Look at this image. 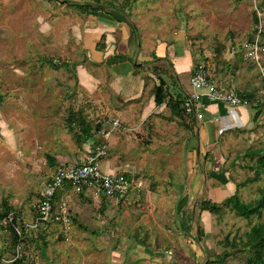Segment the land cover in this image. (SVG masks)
<instances>
[{
    "label": "rangeland",
    "instance_id": "rangeland-1",
    "mask_svg": "<svg viewBox=\"0 0 264 264\" xmlns=\"http://www.w3.org/2000/svg\"><path fill=\"white\" fill-rule=\"evenodd\" d=\"M66 1L0 0V208L3 202L13 206L19 228L23 221L32 223L48 179L82 161L97 141L106 149L100 159L102 171V160L113 157L115 173L135 176L141 192L137 202L129 204L76 185L65 189L57 202L67 210L64 220L22 230L16 243L9 229L0 227V264H11L17 248L24 264H122L132 254L138 256L132 264H247L246 234L264 220V212L246 219L226 205L216 213L200 207L205 200L221 205L233 194L242 202L260 197L264 190V173L256 169L257 157L264 154L260 107L242 128L221 123L207 146L196 137V126L200 130L204 126L202 118H195V123L192 114H173L166 104L168 96L140 122L141 129L127 126L136 142L129 157L120 148L128 137L121 135L122 126L106 141L103 133L112 118L131 124L150 95L154 98L159 76L168 95L186 91L185 83L168 80L172 67L167 58H157L169 55L168 46L176 53L187 50L189 76L203 66L214 84L258 96L257 72L240 47L254 37L258 21L264 41V0H74L104 6L97 15L82 13ZM116 9L127 22L108 14L120 15ZM105 20H113L109 23L114 32ZM122 24L139 44L136 58L126 59L129 53H121L127 44L120 34ZM107 33L113 34L109 42ZM111 48L113 53L108 54ZM117 54L125 56L120 63L133 59L143 63L137 71L147 85L141 97L133 99L132 93L117 103L113 99L111 65L119 62L109 60ZM89 73L96 78L92 84L85 78ZM77 111L91 125L101 126L82 141L75 138V133L81 134L73 117ZM112 139L115 143L110 145ZM133 155L137 168L130 164ZM191 163L198 165L200 183L204 181V190L194 195L185 180ZM176 176H181L177 180L184 188L176 186ZM164 180L172 184L166 183V190L173 186L177 191L175 196L167 194L173 200L155 201L154 209H146L150 185L155 188Z\"/></svg>",
    "mask_w": 264,
    "mask_h": 264
},
{
    "label": "built area",
    "instance_id": "built-area-1",
    "mask_svg": "<svg viewBox=\"0 0 264 264\" xmlns=\"http://www.w3.org/2000/svg\"><path fill=\"white\" fill-rule=\"evenodd\" d=\"M255 29L254 37L244 42L240 50L243 58L257 72L261 85L259 95L254 98L242 97L238 92L218 86L207 76L203 66H198L189 77L191 91L184 93L183 101L186 111L192 114L194 118H202V113L199 109L202 106V98H206L211 102L225 103L230 108L250 106L256 109L260 107L264 112V41L261 33V21L255 24ZM215 120L218 121V118ZM107 124L109 128L103 133L105 141L113 130L121 127L118 118L110 119ZM105 151L104 143L96 144L87 152L82 161L55 171L48 179L42 197L38 201L36 218L32 223L23 221L21 225L22 229L26 232L37 228L40 222L48 223L66 218L67 210L65 207L61 206L58 212H54L51 205V199L55 191L62 189L65 182H70L77 187L87 188L96 196L102 195L115 201L125 199L132 189L138 190L141 184L135 176L102 171L100 159L103 157ZM14 218V214L9 213L3 222H12ZM14 229L18 235H21V228L14 225ZM17 258H20L19 248H17L16 255L11 261Z\"/></svg>",
    "mask_w": 264,
    "mask_h": 264
},
{
    "label": "crops",
    "instance_id": "crops-1",
    "mask_svg": "<svg viewBox=\"0 0 264 264\" xmlns=\"http://www.w3.org/2000/svg\"><path fill=\"white\" fill-rule=\"evenodd\" d=\"M120 20L125 21V19H120ZM105 21H107V23L110 24L109 22H111L113 20H105ZM125 22H127V21H125ZM111 26H113V25H111ZM111 26L108 27V29L110 31L113 30V32H114L115 28H114V26L111 28ZM119 29H120L121 36L126 37V39H127V44H125V46H124L125 49L121 48V53L122 54L129 53V56H131V58H136V56H134V53H135L136 48L139 47V44H135L136 37L134 36V33L129 29L126 30L125 27L123 26V24L120 25ZM107 35H108V42H109L111 37H113V34L107 33ZM176 45H178V44H174V46H176ZM173 48L174 47L172 46V48L169 49V46H168V52H169L168 54L169 55H167V53H166L163 56H161V55L159 56L156 54V52H154V53L158 56L157 57L158 59L166 57L168 62L171 64L172 74L168 77V80H171L174 84L178 83L179 85L181 83H185L186 85L182 84L186 90L184 92L185 93L190 92L191 87L189 85V79H187V78L190 77L189 71H190L191 65H189V63L185 59L187 50L186 49H180L178 51V53H176L175 49H173ZM112 51H113V48H111L109 50L108 54L113 53ZM165 52H166V50H165ZM112 55H114V54H112ZM148 64H149L148 66H152L151 63H148ZM177 66H178V68H177ZM111 67L114 70L113 73L111 72V74H113V77H114L113 80L114 81H113V87L110 86V91H112V93H114L113 99L115 100V102L120 100V99L122 100L124 98V96H126V97L130 96V94H132V93L134 94L133 96L135 98L132 95L130 97H133V99H137L138 97H141V94L143 93V91L145 90L147 85H146L145 79L142 78V76L140 74L138 75L137 71L142 70L143 63H141L139 61L136 62L135 59H133L132 61H124L121 63L119 62V63L113 64V65H111ZM115 71L121 72L122 75H118ZM128 74H130V75H128ZM135 74H137V75H135ZM87 77H88L89 81L91 82V84H92L93 80H96L94 75H92L90 73H89V75L88 74L85 75V78H87ZM175 87H177V86L174 85V88ZM201 103H202V106L199 109H200V112L202 113L203 122H201V123L204 124V126H203L202 130H200L199 126L198 127L196 126V129H197L196 137L199 138V140L201 141V144L202 145L205 144V146H207L209 144V142H210L209 140L211 138L214 139L215 136H217V134L220 131V127H221L220 124L221 123H223L225 126H231V127L234 126L235 124H237L236 127H233L235 129H237V128H242V127L246 126L250 121L252 122L253 117L256 116L255 109L250 107V106H248V108H246V106H239L236 108H230L226 105L212 103L209 100H207L206 98H202ZM163 104L164 103H162L161 105H163ZM154 107H157V106L154 103L153 96L150 95L148 103L140 111H138L135 114V116L131 120V124H130V122H127L128 124H125V125L122 124L121 125L122 126L121 128H123L121 131V135L126 136V137L128 136V137L126 138V140L122 141V145L120 146V148H121V151L123 153L128 154V157L130 155V151H132V152L135 151L134 147L136 146V142L134 141V134L131 135L128 132L132 128L133 129H138V128L141 129L140 128V126H141L140 122L146 121L148 116L150 114H152V112L156 111V110L152 111L154 109ZM216 118H218V121L215 120ZM130 119H127L126 121H129ZM194 122H195V120H194ZM127 126H131L132 128H127ZM127 130H129V131L126 132ZM114 141H115V139L114 140L112 139L110 141V145H112V143L114 144L115 143ZM128 144H129V146H128ZM127 146H128V148H127ZM199 146H200V144H199ZM198 151H199V149H197L196 152H198ZM189 157H191V156H189ZM125 162H127V161H123V163H125ZM102 163L104 164V169H103L104 172L115 173L114 168H115L116 163H115V159L113 157H111V156L106 157L104 160H102ZM130 164H132V167L137 168L136 156H134V155L132 156V159H130ZM130 164H127V168L130 166ZM196 167H198V165H196V164L193 165L191 163V166H189V170L185 176L186 185H187V183L192 184V187H191L192 190L190 189V191H191L190 195L198 194L199 192L204 190L203 189L204 186H202V184H204V181L202 183H200L202 174L196 172V170H197ZM178 177H181V176H176L175 179L177 180ZM166 179L169 180L170 178L167 176L165 178V180ZM165 180L160 183L161 184L160 186L155 185V188H152L153 186L150 185V187L146 193V200H147V204H145L146 209H148V210L154 209L153 204L155 203V201L158 202L160 200L165 199V202H169L170 200H173V199H170L169 195H167V194L172 193L171 196H175L177 191L173 188V186H170L166 190L165 184L166 183L170 184V185H172V184H171V182H166ZM193 185H194V187H193ZM176 186L179 187L180 189L185 187V186L183 187V182H182V184H180L179 180H177ZM140 192H141V190H139V189L138 190L132 189L127 194L126 198L123 200H128L129 204H131V203L134 204L137 202ZM166 195H167V197L165 198ZM120 201H122V200H120ZM180 203H181V205H184L185 199H183ZM127 258H128V260L126 262H125V260H126V258H125V260L121 261V263L122 264L135 263L138 256L132 254V255L128 256Z\"/></svg>",
    "mask_w": 264,
    "mask_h": 264
},
{
    "label": "trees",
    "instance_id": "trees-1",
    "mask_svg": "<svg viewBox=\"0 0 264 264\" xmlns=\"http://www.w3.org/2000/svg\"><path fill=\"white\" fill-rule=\"evenodd\" d=\"M66 3L67 5L69 4L70 6L72 5L77 7L82 13L85 12L86 14L97 15L100 11L105 10L104 6L96 2L94 4H88L74 0H67ZM116 10L119 11V13L121 14L117 15L114 12L111 13V11H109L108 14L111 15L112 18L119 21L120 19H123L124 14L119 9ZM253 20L255 23L257 22L255 14L253 16ZM101 38L103 39V36ZM122 58H125V56L123 57L117 54L109 60V63L119 62ZM126 59H131V57L127 56ZM184 93L185 92H178L174 97L168 95L165 80L163 79V77L159 76V82L153 88L154 103L155 105L159 106L162 103H165V98L168 96L169 100L166 104L169 105L173 114L187 117L186 115H189L190 113L186 111L183 104ZM238 94L242 97L254 98V93L238 92ZM255 110V114L258 115V113L260 112V108H256ZM73 117L75 118L77 122V127L79 128V131L81 133L79 135L75 133L76 141H82V139L94 136L101 129L100 123L95 124V126L91 125L90 122L84 118L80 111H77L75 114H73ZM194 119L195 118H193L192 121H194ZM70 129L72 130V127ZM99 143L100 142L97 141L94 145ZM51 159L55 161L53 157ZM256 169L257 171L264 173V154L259 155L257 157ZM72 186V183L65 182L62 189H57L55 191L51 199V205L54 212L57 210V208L60 207V204H57V202L61 198L65 189L70 188ZM103 198L107 197L103 196ZM2 204L3 205L0 208V227L8 228L10 233L12 234L13 242L16 243L19 237L14 229V225H20V222L16 219V217H18V212L15 211L13 206L7 204L6 202H3ZM222 205L229 206L233 212L246 219L250 218L253 215L259 216L262 214V212H264V190L262 191L260 197L254 202H242L240 201L237 195L233 194L223 199V203L221 205L215 202H211L210 200L201 201L200 208L202 210L208 211L209 213H216L220 211V207ZM9 213H13L15 218L12 222L4 223L3 220ZM23 236H26L25 233L23 234ZM244 246L249 251V256L247 257V264H264V220L260 223L252 225V227L246 234V242L244 243ZM11 264H24V261L22 258H17L12 261Z\"/></svg>",
    "mask_w": 264,
    "mask_h": 264
}]
</instances>
